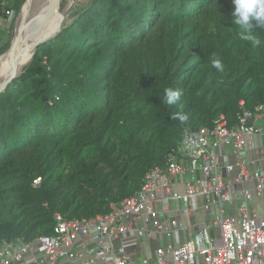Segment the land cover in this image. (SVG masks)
<instances>
[{
	"label": "trees",
	"instance_id": "trees-1",
	"mask_svg": "<svg viewBox=\"0 0 264 264\" xmlns=\"http://www.w3.org/2000/svg\"><path fill=\"white\" fill-rule=\"evenodd\" d=\"M233 8V0L59 1L60 31L0 92V242L52 235L56 213L109 212L166 166L187 131L221 114L236 124L241 100L264 103V28L254 29L259 47L241 39ZM166 89L181 93L176 104Z\"/></svg>",
	"mask_w": 264,
	"mask_h": 264
},
{
	"label": "built area",
	"instance_id": "built-area-1",
	"mask_svg": "<svg viewBox=\"0 0 264 264\" xmlns=\"http://www.w3.org/2000/svg\"><path fill=\"white\" fill-rule=\"evenodd\" d=\"M4 0L0 16L14 17ZM264 103L254 109L240 101L238 122L231 125L225 114L212 126L187 131L165 167H155L141 188L111 210L93 218L65 219L56 213L54 233L32 241L0 242V264L73 263L85 254L83 264H138L124 244L113 241L134 235L138 239L158 234H193L159 246L153 257L140 264H264V216L252 204L264 195V147L261 159L246 153L247 138L264 136ZM41 178L35 181L39 185ZM252 182L253 188L246 184ZM206 214L207 222L187 223L178 218ZM95 228L94 244L85 239Z\"/></svg>",
	"mask_w": 264,
	"mask_h": 264
},
{
	"label": "crops",
	"instance_id": "crops-1",
	"mask_svg": "<svg viewBox=\"0 0 264 264\" xmlns=\"http://www.w3.org/2000/svg\"><path fill=\"white\" fill-rule=\"evenodd\" d=\"M7 17L0 16V25ZM2 29H0L1 32ZM259 123H264V120H260ZM263 147H264V136H258L254 139L250 137L247 138L246 143V153L248 157L252 160L261 159L263 156ZM248 187L253 188L254 184L252 182L246 184ZM252 204L257 207L258 213L260 216H264V195L262 196H254ZM197 215H193L190 218H185L183 216H179L180 220H183L187 223H199L200 220L198 219L201 216H205L204 212H197ZM192 221V222H191ZM193 234L192 230H189L185 233H173L170 237L166 236L165 234H158L154 238H142V240L138 239L134 235L127 236L122 240H115L113 241L114 249L119 248L122 244L125 245L127 252L136 259L138 264L141 263V259L145 256L153 257L155 250L159 246H165L169 242L173 244H177L179 240L185 239ZM96 235L95 228L92 229V233L89 237L85 239L87 245L94 244V236ZM89 255H84L83 257L78 258L73 263L69 262L68 260H62L61 264H83L85 260L89 259ZM98 264H104L103 261L99 258L97 259Z\"/></svg>",
	"mask_w": 264,
	"mask_h": 264
},
{
	"label": "rangeland",
	"instance_id": "rangeland-1",
	"mask_svg": "<svg viewBox=\"0 0 264 264\" xmlns=\"http://www.w3.org/2000/svg\"><path fill=\"white\" fill-rule=\"evenodd\" d=\"M27 2H29V0H27ZM27 2L23 6L21 5L16 10H14V17L11 20L6 18L3 22H1L0 29H2V30L0 32V44L3 45V49H4V47H5L4 45H6L9 40H11L12 46H11V48H7L5 50L2 49L0 51V80L4 76V74L8 68V60L6 58H8V56L10 55L12 50H14V48L15 49L19 48L20 41L25 34L24 30L26 29V27L29 24H32L36 19H38L37 17L40 16L39 14H41L42 8L44 6V0H39V1L35 0V2H33L32 6L28 9L29 12L27 13V15L24 16L25 8L28 5ZM70 2H71V4H73L74 0H70ZM23 21L25 24L23 23ZM204 29L214 30L215 25L212 23H206L204 25ZM44 35H45V32H43V31L40 32L38 29H35L34 30V36H33L34 38L31 41V43H33L34 41H37L39 38L43 37ZM32 56H33V54H32ZM32 56H31V58H32ZM31 58L28 61L24 62L22 64V67L19 68L17 70V72L20 69H22L26 64H28V62L31 60ZM195 215H197V214L195 213ZM199 220H200V222H207L208 223L206 215L201 216L198 219V221Z\"/></svg>",
	"mask_w": 264,
	"mask_h": 264
},
{
	"label": "clouds",
	"instance_id": "clouds-1",
	"mask_svg": "<svg viewBox=\"0 0 264 264\" xmlns=\"http://www.w3.org/2000/svg\"><path fill=\"white\" fill-rule=\"evenodd\" d=\"M232 17L239 27L241 39L251 41L253 46L259 47L262 41L254 35L255 28H264V0H233ZM212 66L223 71V65L219 60H213ZM181 93L178 90H165V99L169 105H174L180 100ZM174 118L181 122L187 120V116L181 112L174 114Z\"/></svg>",
	"mask_w": 264,
	"mask_h": 264
},
{
	"label": "bare ground",
	"instance_id": "bare-ground-1",
	"mask_svg": "<svg viewBox=\"0 0 264 264\" xmlns=\"http://www.w3.org/2000/svg\"><path fill=\"white\" fill-rule=\"evenodd\" d=\"M33 2H35V0H29V2H27L28 5L25 8L24 16H26L27 13L29 12L28 9L32 6ZM39 15L40 16L37 17L38 19H36L32 24H29L26 27V29L24 30L25 34L20 41L19 48H16V49L14 48V50H12V52L10 53L8 58H6L8 60V68H7L4 76L1 78V80L4 79L9 73H11V71L14 67V57L17 54V51L21 47L26 46V45L31 43V41L34 38L33 36H34V30L35 29H38L40 32L41 31L45 32V35H47V34L49 35L57 27L59 16L57 14H53L51 0H44V6L42 8L41 14H39ZM23 23H24V21H23ZM55 24H56V26H55ZM32 54H33L32 49H27L25 51V53L20 58V60L17 64V70L22 67V64L24 62L28 61L31 58Z\"/></svg>",
	"mask_w": 264,
	"mask_h": 264
},
{
	"label": "water",
	"instance_id": "water-1",
	"mask_svg": "<svg viewBox=\"0 0 264 264\" xmlns=\"http://www.w3.org/2000/svg\"><path fill=\"white\" fill-rule=\"evenodd\" d=\"M59 1L60 0H51V2H52V12H53V14H57L59 16L57 27L55 28V30L51 34L44 35L43 37L39 38L37 41H34L33 43H30V44H28L26 46L21 47L17 51V54L14 57V67H13L11 73H9L4 79H2L0 81V92H2L12 82V80L16 77V75H17V64H18L20 58L25 53V51L27 49H32L33 52H34L35 49L40 44L48 41L49 39L54 37L60 31L61 26H62V19H63L64 15L62 13H60L59 10H58Z\"/></svg>",
	"mask_w": 264,
	"mask_h": 264
}]
</instances>
